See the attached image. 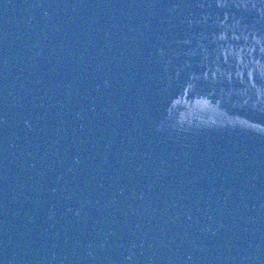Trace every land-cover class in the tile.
<instances>
[{
  "label": "water",
  "instance_id": "obj_1",
  "mask_svg": "<svg viewBox=\"0 0 264 264\" xmlns=\"http://www.w3.org/2000/svg\"><path fill=\"white\" fill-rule=\"evenodd\" d=\"M0 264H264V0H0Z\"/></svg>",
  "mask_w": 264,
  "mask_h": 264
}]
</instances>
